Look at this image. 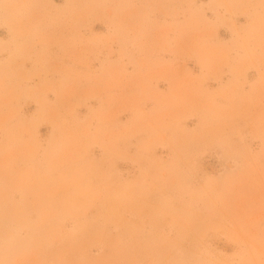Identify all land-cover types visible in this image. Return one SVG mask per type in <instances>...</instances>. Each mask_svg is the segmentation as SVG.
Wrapping results in <instances>:
<instances>
[{"label":"rangeland","instance_id":"rangeland-1","mask_svg":"<svg viewBox=\"0 0 264 264\" xmlns=\"http://www.w3.org/2000/svg\"><path fill=\"white\" fill-rule=\"evenodd\" d=\"M0 264H264V0H0Z\"/></svg>","mask_w":264,"mask_h":264}]
</instances>
